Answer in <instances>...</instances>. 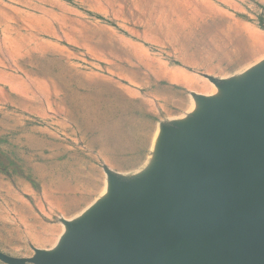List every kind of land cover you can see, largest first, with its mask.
<instances>
[{
	"label": "rangeland",
	"instance_id": "1",
	"mask_svg": "<svg viewBox=\"0 0 264 264\" xmlns=\"http://www.w3.org/2000/svg\"><path fill=\"white\" fill-rule=\"evenodd\" d=\"M262 129L264 0H0V264H148Z\"/></svg>",
	"mask_w": 264,
	"mask_h": 264
},
{
	"label": "water",
	"instance_id": "2",
	"mask_svg": "<svg viewBox=\"0 0 264 264\" xmlns=\"http://www.w3.org/2000/svg\"><path fill=\"white\" fill-rule=\"evenodd\" d=\"M248 146L204 189L188 236L145 254L148 264H264V144Z\"/></svg>",
	"mask_w": 264,
	"mask_h": 264
},
{
	"label": "crops",
	"instance_id": "3",
	"mask_svg": "<svg viewBox=\"0 0 264 264\" xmlns=\"http://www.w3.org/2000/svg\"><path fill=\"white\" fill-rule=\"evenodd\" d=\"M11 89V88H10ZM221 118V117H220ZM232 144L233 143H231V147H232ZM216 146H217V144H215ZM222 145H224V142H223V144ZM230 144H229V142H227V146L228 147H230L229 146ZM214 146H209V148H207V154L210 156V158H211V152L212 151H214ZM215 154V153H214ZM214 154H213V157L212 158H214ZM199 155H200V152H199ZM176 157L177 158H181V155L180 154H176ZM182 157H185L186 158V156H182ZM200 158H204V157H200ZM191 166H192V172H198L196 169H195V165L194 164H191Z\"/></svg>",
	"mask_w": 264,
	"mask_h": 264
}]
</instances>
